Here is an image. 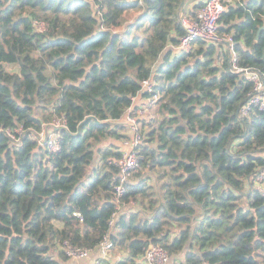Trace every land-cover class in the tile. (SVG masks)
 <instances>
[{
	"label": "trees",
	"instance_id": "16d2710c",
	"mask_svg": "<svg viewBox=\"0 0 264 264\" xmlns=\"http://www.w3.org/2000/svg\"><path fill=\"white\" fill-rule=\"evenodd\" d=\"M182 1L0 0V264H66V243L106 239L118 264H144L152 244L183 264H264V111L241 117L250 85L228 49L264 74V0L227 5L222 41L187 54L182 19L203 0ZM140 96L141 167L118 198ZM63 117L52 153L39 136Z\"/></svg>",
	"mask_w": 264,
	"mask_h": 264
},
{
	"label": "built area",
	"instance_id": "2783aa9c",
	"mask_svg": "<svg viewBox=\"0 0 264 264\" xmlns=\"http://www.w3.org/2000/svg\"><path fill=\"white\" fill-rule=\"evenodd\" d=\"M236 0H203L202 5L197 9L194 17H185L182 19V24L185 28V35L180 40V43L175 47L178 53H191L194 51L197 41L204 40L210 43H218L222 41L219 35V20L223 14L225 8L229 4L235 3ZM38 27L41 30L45 29L43 23H39ZM228 49L232 54L233 66L236 72L243 73L247 78L250 85V92L248 98L243 105L240 113L241 117H247L254 110L264 111V74L259 71L241 68L237 65V58L234 49V43L231 38L228 39ZM154 81H145L143 83L144 91L153 93L152 103H157L162 98L159 93H154L153 86ZM150 100L140 97L133 98V105L128 109L125 114V120L130 130V138L125 141L123 146V154L118 161L120 169L121 184L116 188L118 198L121 197L124 192V184L128 179L136 173L140 167V153L138 148L143 142V135L140 131V121L144 120L148 116ZM51 129H44L39 136V144L45 147L52 153L57 152L60 149L58 131L66 126V119L59 118L55 120ZM22 128L14 132L7 130L6 133L12 139L13 142L18 143L20 141V135ZM255 182L258 187V191L264 196V171L260 172L255 177ZM66 247V254L68 259L75 260H87L91 253L88 249L73 247L68 243ZM114 247L113 243L109 240H105L100 246V258L87 262L86 264H103L102 259L106 257L108 251ZM171 256L167 250L161 245L152 244L143 257L144 264H169Z\"/></svg>",
	"mask_w": 264,
	"mask_h": 264
},
{
	"label": "crops",
	"instance_id": "0c3cea01",
	"mask_svg": "<svg viewBox=\"0 0 264 264\" xmlns=\"http://www.w3.org/2000/svg\"><path fill=\"white\" fill-rule=\"evenodd\" d=\"M61 226V223H59ZM100 258V248L91 253L90 257L85 260H75L69 259L66 264H86L87 262H93ZM123 258L121 251L118 248H112L108 251L106 257L102 259L103 264H118V262ZM183 255L177 258H171L169 264H183Z\"/></svg>",
	"mask_w": 264,
	"mask_h": 264
},
{
	"label": "rangeland",
	"instance_id": "374dc122",
	"mask_svg": "<svg viewBox=\"0 0 264 264\" xmlns=\"http://www.w3.org/2000/svg\"><path fill=\"white\" fill-rule=\"evenodd\" d=\"M7 69L12 73H19V67L14 65H9ZM124 145V144H123Z\"/></svg>",
	"mask_w": 264,
	"mask_h": 264
},
{
	"label": "water",
	"instance_id": "95a60500",
	"mask_svg": "<svg viewBox=\"0 0 264 264\" xmlns=\"http://www.w3.org/2000/svg\"><path fill=\"white\" fill-rule=\"evenodd\" d=\"M186 1H187V0H183V1H182L181 8L184 6V4H185ZM200 1H202V0H200ZM181 8H180V10H181ZM260 32H261V30H260ZM260 32H259L258 36L260 35Z\"/></svg>",
	"mask_w": 264,
	"mask_h": 264
}]
</instances>
